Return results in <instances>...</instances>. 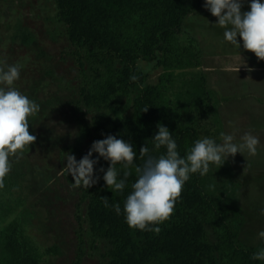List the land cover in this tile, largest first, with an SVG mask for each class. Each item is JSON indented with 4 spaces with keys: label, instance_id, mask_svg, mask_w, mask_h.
Here are the masks:
<instances>
[{
    "label": "rangeland",
    "instance_id": "1",
    "mask_svg": "<svg viewBox=\"0 0 264 264\" xmlns=\"http://www.w3.org/2000/svg\"><path fill=\"white\" fill-rule=\"evenodd\" d=\"M183 1L191 4L196 0ZM247 10L245 0L242 11ZM57 11L55 0H0V61L22 66L13 87L40 105L29 117L35 142L10 156L8 183L0 189V201L5 203L0 204V227L4 217H19L38 244L57 245L62 253L48 257L44 264H106L105 247L87 237V202L81 187L73 186L66 160L78 145L82 118L91 134L80 145L82 153L74 155L77 161L119 117L133 113L140 87H129L128 94L113 92L101 104L96 103L92 85L118 79L124 65L111 61L95 46L73 44ZM216 21L204 7L185 18L178 37L196 53L199 65L177 73L188 80L201 72L216 92L213 113L199 120L219 142L222 132L234 133L237 142L249 131L259 138L255 155L238 152L227 159L245 215L240 239L254 246L264 241L258 236L264 231V60L243 49L242 41L238 51L224 41V30L214 25ZM138 67L151 85L166 71L161 56L153 61L140 58ZM99 122L106 123L107 131ZM17 203L22 205L14 207ZM207 231L217 242L214 226Z\"/></svg>",
    "mask_w": 264,
    "mask_h": 264
},
{
    "label": "trees",
    "instance_id": "2",
    "mask_svg": "<svg viewBox=\"0 0 264 264\" xmlns=\"http://www.w3.org/2000/svg\"><path fill=\"white\" fill-rule=\"evenodd\" d=\"M55 1L58 18L66 24L73 44L80 48L95 46L111 61L118 60L124 65L118 79L109 78L92 85L96 103L101 104L113 92L128 94L129 87H140L133 113L119 117L106 134L130 141L136 152L133 165L128 169L122 164L116 165L120 177L124 171L131 173L125 189L111 192L107 188L103 173L98 171L101 166L105 169L109 166L103 158L94 165L96 175L101 177L98 183L88 189L80 186L88 206L87 237L96 246L105 247L106 264H264V261L252 259V254L264 247V241L247 246L240 239L245 215L238 203L234 171L227 161L221 167L211 164L207 175H190L171 217L153 226L159 227V232L132 228L123 215L124 201L137 179L135 169L144 163L140 148L146 145L153 156L166 152L164 147L156 150L151 140L158 131V123L172 132L181 156L195 140L214 138L199 118L213 113L216 92L201 72L188 80L177 73L179 69L199 65L196 53L182 43L178 34L185 18L201 10L204 0L191 4L183 0ZM158 56L166 71L151 85L144 81L138 60L153 61ZM132 76L137 77L135 82L130 79ZM145 108L148 110L144 111ZM110 109L117 113L116 109ZM99 124L107 131L106 123ZM80 128L78 145L71 149L74 155L82 153L80 145L91 134L86 119L82 118ZM97 155L94 153L92 158ZM7 183L8 175L3 186ZM105 199L108 206L104 204ZM117 203L121 206L119 215L112 207ZM0 204L5 203L0 201ZM21 205L17 203L14 207ZM4 218L0 227L1 264H44L48 257L62 253L55 244H38L19 217ZM208 226H214L217 242L210 239Z\"/></svg>",
    "mask_w": 264,
    "mask_h": 264
},
{
    "label": "clouds",
    "instance_id": "3",
    "mask_svg": "<svg viewBox=\"0 0 264 264\" xmlns=\"http://www.w3.org/2000/svg\"><path fill=\"white\" fill-rule=\"evenodd\" d=\"M244 2L204 0L203 7L217 17L214 25L224 30V41L237 51L242 41L243 49L250 50L258 59L264 60V0H247V11H242ZM21 68L19 64L8 65L0 61V187L11 171L10 156L22 152L36 140V136L29 132V117L39 111L40 105L13 87L20 78ZM248 70L252 71L251 68ZM130 79L135 82L137 77L132 76ZM157 129L151 138L154 148L159 150L164 147L166 152L153 156L149 154L146 145L140 148L141 155L145 157L144 163L136 167L137 179L131 184L132 190L123 205L125 222L141 231H160L159 227L153 226L171 217L191 174L207 175L211 164L221 167L230 156L234 157L238 152L255 155L259 145V138L251 131L244 133L239 142L234 133L222 132L221 142L211 137L197 139L186 154L181 156L169 128L158 123ZM93 153L98 154L96 158H92ZM135 157L136 152L130 141L108 134L104 139L94 141L88 153L79 161L69 154L66 165L74 179L73 186L83 185L88 189L101 179L96 175L94 165L103 158L109 166L106 169L101 166L98 171L103 173L105 185L111 192H123L131 173L124 171L123 177H120L116 165L122 164L124 169H128L133 165ZM104 204L108 206L107 199ZM112 207L118 215L121 214L119 203ZM261 215H264V209ZM258 236L264 240V231H260ZM252 259L264 261V247L254 252Z\"/></svg>",
    "mask_w": 264,
    "mask_h": 264
}]
</instances>
